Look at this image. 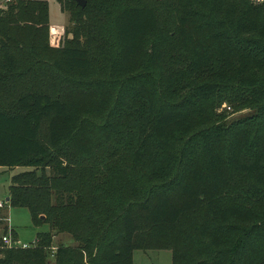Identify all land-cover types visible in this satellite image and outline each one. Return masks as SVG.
Segmentation results:
<instances>
[{
  "label": "trees",
  "instance_id": "16d2710c",
  "mask_svg": "<svg viewBox=\"0 0 264 264\" xmlns=\"http://www.w3.org/2000/svg\"><path fill=\"white\" fill-rule=\"evenodd\" d=\"M86 1L71 18L83 45L51 46L45 0L0 11V167L26 170L7 205L50 227L29 249L0 247V264H134L139 250L264 264V0ZM168 2L176 19L164 27ZM48 68L51 90L39 82ZM225 103L252 113L231 120ZM95 130L104 144L129 139L118 187L91 185L85 159L107 147ZM54 232L77 246L54 250Z\"/></svg>",
  "mask_w": 264,
  "mask_h": 264
},
{
  "label": "rangeland",
  "instance_id": "374dc122",
  "mask_svg": "<svg viewBox=\"0 0 264 264\" xmlns=\"http://www.w3.org/2000/svg\"><path fill=\"white\" fill-rule=\"evenodd\" d=\"M49 2L50 6V23L53 28L52 33L50 34V44L53 48L61 47L66 45V43L83 45L85 44L84 34L77 33L80 29L77 27L73 29V23L71 22V18H76L80 14V7L78 9L77 6L71 3L70 0H64L65 4L68 5L64 7V2L62 5L58 2V0H45ZM152 4L154 5V1L152 0ZM127 3L126 1L123 4ZM96 11V9H94ZM161 16V23L164 27H170L174 24L176 19V9L173 7V3L168 2V5L161 6L159 9ZM90 14L91 18L98 19V13ZM74 14V17H73ZM86 17L84 16V20L86 23ZM77 31L74 33V31ZM72 30V31H71ZM71 31V33H70ZM50 69L48 68L45 73L41 75L39 79L40 86L43 89L51 90L54 88L56 84H60L55 77L50 73ZM5 105H9V99L4 101ZM229 110L230 119H242L252 113V109L245 108L242 112L233 113L231 108L227 103L223 104L221 108H219L218 112L223 113L224 111ZM98 130H95L93 134L94 140L97 144L101 146H107L104 150H100L101 148L97 147L95 156L88 157L85 160L91 164L92 170L94 171L95 177L98 179V182H93L91 185L98 183L102 185L105 181L110 182L113 186L118 187L122 182L127 178L128 173L124 171L125 164L122 163L121 158H119L120 154L125 159L127 150V143L129 141L128 138H120L116 141H112L109 143H102L100 137L98 136ZM40 139L44 146L48 148V150L52 151L50 141H49V132H48V122H45L42 125V129L40 132ZM109 147V148H108ZM116 153L115 157L112 158L111 154ZM82 164L73 163L72 170L75 173L88 172V167L82 168ZM26 170L14 169L10 170L7 168L0 167V201L7 202L8 196H10V186L12 177L15 175H19ZM72 186V185H71ZM47 187V186H46ZM45 187V188H46ZM90 192H93L92 189H89ZM10 198V197H9ZM52 203L55 202L54 197L51 195ZM118 196L114 195V203L115 207H120V204L117 202ZM5 217V226L0 228V247L5 250V247L2 245V239L4 235H12L14 232L17 236L18 243L20 244H33L36 242V238L38 233L50 232L49 225H44L41 227H35L33 218L29 210L25 208H11L8 207L6 209H2ZM65 245L70 247L77 246V243L66 233H56L54 232V246L55 250L58 246ZM3 246V247H2ZM51 263H54V259L51 258ZM134 264H173L172 253L171 251H157L150 250L144 251L139 250L135 252L134 256Z\"/></svg>",
  "mask_w": 264,
  "mask_h": 264
},
{
  "label": "built area",
  "instance_id": "2783aa9c",
  "mask_svg": "<svg viewBox=\"0 0 264 264\" xmlns=\"http://www.w3.org/2000/svg\"><path fill=\"white\" fill-rule=\"evenodd\" d=\"M13 0H0V11L5 9L10 3H12ZM7 208V202L0 201V209H6ZM3 245L5 248L8 249H29L33 245H36V242L33 244H20L18 242H15L11 235H6L3 237ZM55 250V249H54Z\"/></svg>",
  "mask_w": 264,
  "mask_h": 264
},
{
  "label": "water",
  "instance_id": "95a60500",
  "mask_svg": "<svg viewBox=\"0 0 264 264\" xmlns=\"http://www.w3.org/2000/svg\"><path fill=\"white\" fill-rule=\"evenodd\" d=\"M76 1L83 9L86 8V6H87V1L86 0H76ZM7 201L9 202L10 198H8Z\"/></svg>",
  "mask_w": 264,
  "mask_h": 264
},
{
  "label": "crops",
  "instance_id": "0c3cea01",
  "mask_svg": "<svg viewBox=\"0 0 264 264\" xmlns=\"http://www.w3.org/2000/svg\"><path fill=\"white\" fill-rule=\"evenodd\" d=\"M135 256V255H134Z\"/></svg>",
  "mask_w": 264,
  "mask_h": 264
}]
</instances>
